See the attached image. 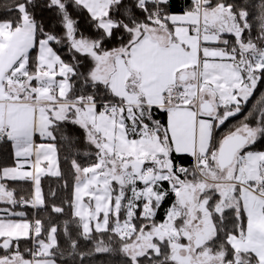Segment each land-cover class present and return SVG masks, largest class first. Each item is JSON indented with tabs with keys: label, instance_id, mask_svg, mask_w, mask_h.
Listing matches in <instances>:
<instances>
[{
	"label": "snow or ice",
	"instance_id": "6c2138e0",
	"mask_svg": "<svg viewBox=\"0 0 264 264\" xmlns=\"http://www.w3.org/2000/svg\"><path fill=\"white\" fill-rule=\"evenodd\" d=\"M0 264H264V0L0 3Z\"/></svg>",
	"mask_w": 264,
	"mask_h": 264
},
{
	"label": "trees",
	"instance_id": "16d2710c",
	"mask_svg": "<svg viewBox=\"0 0 264 264\" xmlns=\"http://www.w3.org/2000/svg\"><path fill=\"white\" fill-rule=\"evenodd\" d=\"M3 2L4 0H0V3H3ZM258 96H259V93H257L256 96L253 98V100L250 102L249 107H251V103L255 102V99L258 98ZM42 183H43V187L46 193L48 192L50 185L52 187L56 186V182L54 178H45ZM61 195H63V193H61Z\"/></svg>",
	"mask_w": 264,
	"mask_h": 264
}]
</instances>
